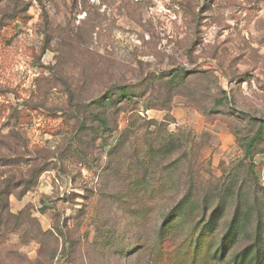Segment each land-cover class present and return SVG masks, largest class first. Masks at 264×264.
<instances>
[{"label":"rangeland","instance_id":"obj_1","mask_svg":"<svg viewBox=\"0 0 264 264\" xmlns=\"http://www.w3.org/2000/svg\"><path fill=\"white\" fill-rule=\"evenodd\" d=\"M261 123L264 0H0V264H264Z\"/></svg>","mask_w":264,"mask_h":264},{"label":"trees","instance_id":"obj_2","mask_svg":"<svg viewBox=\"0 0 264 264\" xmlns=\"http://www.w3.org/2000/svg\"><path fill=\"white\" fill-rule=\"evenodd\" d=\"M182 72H185V71L184 70H182L181 72L180 71H175L173 76H172V78L174 80L180 78L181 75H182ZM128 95H129V93H127L124 89L121 90V92L117 96V101L119 102V101H122V100L126 99V97ZM263 127H264V124L261 123L260 126L258 127L255 135L248 141L247 148H246V154H248V155L251 154V150L253 149V147L255 146L257 141L259 140V138L263 135ZM250 172L254 175V170L252 169V167H250ZM25 182L26 181L18 183V186H21ZM26 184H29V183H26ZM27 190H29V187H25L23 191H27ZM12 192L13 191L10 190L9 187H7L6 189H1L0 188V208L1 209H3V208L6 209L7 208V203L4 202L5 199H3V198H5L6 195L12 194ZM235 224H236V221H234L233 227L235 226ZM232 232H233V229L228 231V233L224 236V238L222 240V244H221L222 246L225 247L228 242L231 243L233 241V237H230V236H233ZM259 238L261 239V236ZM223 251H225V248H224ZM259 253H260V251H257V253L254 254L255 255V259H253L251 261H248V262H250V264H251V262L252 263L254 262V264H260L261 260L259 259V256H260ZM223 257L224 256H222V258ZM249 257H250V253H245V254L243 253V254H241L239 256H236L235 260H233L232 263L233 264H245L247 262V258H249Z\"/></svg>","mask_w":264,"mask_h":264}]
</instances>
